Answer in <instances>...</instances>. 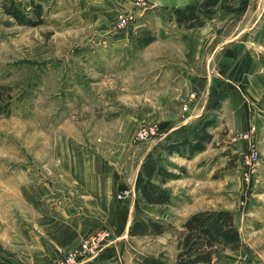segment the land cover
<instances>
[{
	"label": "crops",
	"instance_id": "obj_1",
	"mask_svg": "<svg viewBox=\"0 0 264 264\" xmlns=\"http://www.w3.org/2000/svg\"><path fill=\"white\" fill-rule=\"evenodd\" d=\"M15 1L26 11L38 4L45 20L69 26L77 75L83 66L119 68L120 98L132 99L121 103L133 108L119 126H98L102 131L91 145L79 143L60 156L54 188L28 201L33 218L13 234V249L0 264H54L104 229L110 238L91 264H121L139 187L159 181L151 149L132 145L139 123L164 127L151 148L165 138H189L211 119L212 139L224 131L233 146L249 126H264V0ZM204 8L214 14L201 27L184 29L173 20L177 9ZM120 18L128 20L125 26ZM148 33L153 41L138 44ZM190 94L196 99L183 113ZM163 188L172 190L168 183ZM123 191L130 195L118 199ZM165 217L158 212L150 218Z\"/></svg>",
	"mask_w": 264,
	"mask_h": 264
},
{
	"label": "rangeland",
	"instance_id": "obj_2",
	"mask_svg": "<svg viewBox=\"0 0 264 264\" xmlns=\"http://www.w3.org/2000/svg\"><path fill=\"white\" fill-rule=\"evenodd\" d=\"M64 24L44 18L42 25L27 27L0 15V86L5 87L0 100L9 102V114L0 116V263L13 249V234L33 218L28 201L54 188L60 156L72 154L79 143L91 145L102 131L98 126H119L132 112V105L121 103L132 99L120 98L119 68L83 66L81 76L76 74L72 36ZM151 36L138 37V44ZM151 124L161 134V123ZM156 138L142 143L133 138L132 145L144 152L150 148L157 168L176 177L167 182L169 206L146 207L143 215L165 213L172 228L160 238H127L121 264H137L142 257L172 264L182 223L205 210L231 212L240 235V249L213 264H264V126L256 130L260 161L249 182L241 174L246 145L238 139L230 145L224 131L214 132L206 151L193 157L169 155L166 138L151 148Z\"/></svg>",
	"mask_w": 264,
	"mask_h": 264
},
{
	"label": "trees",
	"instance_id": "obj_3",
	"mask_svg": "<svg viewBox=\"0 0 264 264\" xmlns=\"http://www.w3.org/2000/svg\"><path fill=\"white\" fill-rule=\"evenodd\" d=\"M0 11L12 19L17 25L38 27L43 24L45 12L42 6L32 3L31 9L26 11L15 0H2ZM214 10L204 8L200 13L177 9L173 12L174 22L184 29L201 27L204 20L210 19ZM153 36L144 39L143 45L153 41ZM5 87L0 86V92ZM9 114V102L0 100V116ZM214 120L205 121L194 132L192 140L183 138L175 143H168L164 150L172 155L193 157L204 152L212 140L208 129L215 127ZM161 130V128H159ZM159 130V131H160ZM157 175L159 185L151 181L143 182L139 187L141 199L134 200V219L128 228L129 238L159 237L171 230L169 223L143 215L149 206L169 205L172 200L171 192L163 188L167 182L175 179V175L158 166ZM182 231L177 240V253L172 264H213L227 252L240 249V235L234 223L231 212L226 210H205L190 214L182 223ZM137 264H168L161 258L142 257Z\"/></svg>",
	"mask_w": 264,
	"mask_h": 264
},
{
	"label": "built area",
	"instance_id": "obj_4",
	"mask_svg": "<svg viewBox=\"0 0 264 264\" xmlns=\"http://www.w3.org/2000/svg\"><path fill=\"white\" fill-rule=\"evenodd\" d=\"M128 20L126 18L119 19V25L125 26ZM196 96L190 94L186 102L182 105L181 110L183 113L188 111V108L195 101ZM160 135L159 127L156 124H145L140 126L134 135V141L136 143H142ZM256 127L251 125L245 131L241 132L237 139L242 141L246 145V151L241 155L242 163V177L244 181L249 182L256 173L257 166L260 161L259 151L256 146ZM129 195L128 191L121 192L117 198H127ZM110 238L108 230H100L91 236L83 239L79 246L66 252L60 259L54 264H91L95 260L106 241ZM5 264H16V263H5Z\"/></svg>",
	"mask_w": 264,
	"mask_h": 264
}]
</instances>
